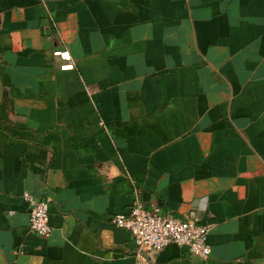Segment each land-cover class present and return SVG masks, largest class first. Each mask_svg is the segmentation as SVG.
Here are the masks:
<instances>
[{
  "label": "crops",
  "instance_id": "1",
  "mask_svg": "<svg viewBox=\"0 0 264 264\" xmlns=\"http://www.w3.org/2000/svg\"><path fill=\"white\" fill-rule=\"evenodd\" d=\"M138 200L212 255L139 251ZM0 264H264V0H0Z\"/></svg>",
  "mask_w": 264,
  "mask_h": 264
},
{
  "label": "built area",
  "instance_id": "2",
  "mask_svg": "<svg viewBox=\"0 0 264 264\" xmlns=\"http://www.w3.org/2000/svg\"><path fill=\"white\" fill-rule=\"evenodd\" d=\"M53 55L60 59L61 70H73L75 61L68 49H54ZM29 203L30 232L48 238L52 234L49 221L50 198L24 193ZM112 223L129 231L139 251L158 252L168 244L186 247L189 254L207 259L212 255L209 243L211 225L202 224L190 214L175 215L159 204L145 205L142 201L132 204L129 212L115 213Z\"/></svg>",
  "mask_w": 264,
  "mask_h": 264
}]
</instances>
